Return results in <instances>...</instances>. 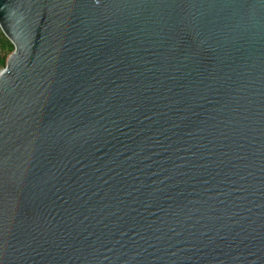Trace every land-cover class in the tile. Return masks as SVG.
<instances>
[{
    "label": "water",
    "instance_id": "1",
    "mask_svg": "<svg viewBox=\"0 0 264 264\" xmlns=\"http://www.w3.org/2000/svg\"><path fill=\"white\" fill-rule=\"evenodd\" d=\"M0 264H264V0H0Z\"/></svg>",
    "mask_w": 264,
    "mask_h": 264
},
{
    "label": "trees",
    "instance_id": "2",
    "mask_svg": "<svg viewBox=\"0 0 264 264\" xmlns=\"http://www.w3.org/2000/svg\"><path fill=\"white\" fill-rule=\"evenodd\" d=\"M14 46L0 29V66L4 67L8 56L13 51Z\"/></svg>",
    "mask_w": 264,
    "mask_h": 264
}]
</instances>
